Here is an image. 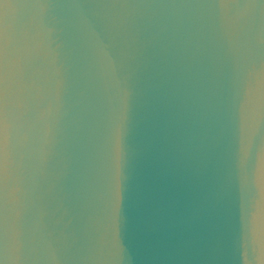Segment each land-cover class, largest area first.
Instances as JSON below:
<instances>
[{
  "label": "water",
  "instance_id": "95a60500",
  "mask_svg": "<svg viewBox=\"0 0 264 264\" xmlns=\"http://www.w3.org/2000/svg\"><path fill=\"white\" fill-rule=\"evenodd\" d=\"M0 264H264V0H0Z\"/></svg>",
  "mask_w": 264,
  "mask_h": 264
}]
</instances>
